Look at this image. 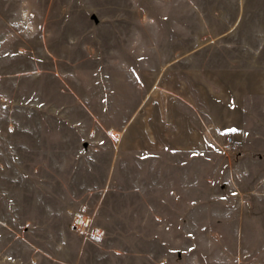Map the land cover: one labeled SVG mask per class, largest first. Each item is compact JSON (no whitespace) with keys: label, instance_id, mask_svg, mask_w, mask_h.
Returning <instances> with one entry per match:
<instances>
[{"label":"rangeland","instance_id":"374dc122","mask_svg":"<svg viewBox=\"0 0 264 264\" xmlns=\"http://www.w3.org/2000/svg\"><path fill=\"white\" fill-rule=\"evenodd\" d=\"M0 264H264V0H0Z\"/></svg>","mask_w":264,"mask_h":264},{"label":"built area","instance_id":"2783aa9c","mask_svg":"<svg viewBox=\"0 0 264 264\" xmlns=\"http://www.w3.org/2000/svg\"><path fill=\"white\" fill-rule=\"evenodd\" d=\"M224 148L228 151H236L238 149L237 142L233 137H228L224 142ZM72 228L82 233L86 238L101 240L105 230L94 223L93 216L84 212H76L72 220Z\"/></svg>","mask_w":264,"mask_h":264}]
</instances>
